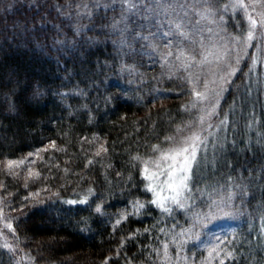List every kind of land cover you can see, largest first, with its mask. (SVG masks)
Masks as SVG:
<instances>
[{
  "label": "trees",
  "instance_id": "1",
  "mask_svg": "<svg viewBox=\"0 0 264 264\" xmlns=\"http://www.w3.org/2000/svg\"><path fill=\"white\" fill-rule=\"evenodd\" d=\"M121 3L0 0V162L51 141L58 146L44 153L41 176L31 182L0 169L16 244L36 264H167L164 245L175 257L176 234L198 226L186 206L166 213L149 204L155 197L141 169L151 145L166 146L165 137L201 111L191 107L192 86L180 74L136 80L126 71L124 41L113 28ZM245 110L230 115L234 139L229 133L220 148L209 146L200 157H214L212 164L200 158L192 174L205 198L193 202L198 211L223 190L242 218L219 229L224 243L200 249L185 240L193 264H264V109L257 112L261 124ZM247 121L260 126L247 133ZM102 139L107 151L97 156ZM137 155L140 161L132 159ZM0 264H18L1 245Z\"/></svg>",
  "mask_w": 264,
  "mask_h": 264
},
{
  "label": "rangeland",
  "instance_id": "2",
  "mask_svg": "<svg viewBox=\"0 0 264 264\" xmlns=\"http://www.w3.org/2000/svg\"><path fill=\"white\" fill-rule=\"evenodd\" d=\"M121 0H114L115 4H118ZM99 2H107V0H99ZM112 2V0H111ZM160 0H126V4L121 3V9L118 10L115 15V21L113 28L117 34L122 36V46L127 53L126 71L131 75L133 79L148 78L149 74L155 78L156 74L160 76L170 73V76L180 74L182 81H185L189 76V73L193 74V77L199 76L201 82L205 79L209 81V88L215 89L219 92L217 100V106L215 107V115L210 114L213 109L208 104H201L198 102V107L201 111V115L205 117L204 124H197L195 127L201 129V136H207L208 147L218 146L220 148L224 145V141L227 139L230 133V137L234 139L237 132L236 125H230V115L238 114L246 109L244 104H249L247 107L246 116L250 118L254 116V119L260 113L259 109H264V44H259L258 40L252 41V46L242 47L239 43L232 40L233 36L241 34V32L247 27V20L245 15L239 10L229 8L224 10V5L229 4V0H215L214 8L216 9L213 14H206V18L201 20L200 25L195 26L190 24L189 21L201 19L200 15L193 13L190 9L188 11V18L183 19L182 31L189 32V39L197 41L196 43L189 44L187 41L183 42L184 52L181 54V41L182 38L176 35L171 20H180V17H172L166 13H158V4ZM182 0H172L173 4H179ZM191 4H195L196 0H190ZM248 4L249 0H245ZM123 6V7H122ZM255 7V11H253ZM179 12L180 9H177ZM264 11V0L260 3L254 4L247 9V13L253 17L259 19L257 13ZM222 17V18H221ZM197 28L203 29L198 32ZM211 29L209 33L207 30ZM172 31L173 34L166 36L165 33ZM105 39L100 41L92 40V43H103ZM92 45V44H91ZM167 45V47H166ZM171 52V55L168 53ZM196 56L197 61H203V63L194 62L191 56ZM237 56L240 57L239 62H236ZM219 57V59H218ZM253 57L256 58V62L253 63ZM238 69L235 75L228 76V65ZM156 65H161L162 72L157 70ZM181 65H190V67H181ZM251 68V71H250ZM157 71V72H156ZM148 77H147V76ZM223 77L224 79H221ZM185 78V79H184ZM144 79V81H145ZM215 81V83H211ZM227 81V83H225ZM189 84V83H188ZM221 85L223 90H221ZM189 86H191L189 84ZM243 86L242 88H240ZM198 90H202V84L196 85ZM240 88V89H239ZM238 92L237 100L234 101L233 97ZM240 97V98H239ZM239 98V99H238ZM244 99V101L242 100ZM197 102V101H195ZM260 104L257 108V112L253 111L254 105ZM257 107V106H256ZM245 110V111H246ZM200 115V116H201ZM241 119V117H240ZM223 120L225 123L220 124ZM252 120V119H251ZM239 123V121H238ZM255 122L247 121L243 124V127L247 133L254 131L260 125H256ZM211 125V127H209ZM236 129V130H235ZM234 133V135H232ZM260 132H257L259 136ZM189 130L185 128L184 132L180 135H188ZM248 135V134H247ZM249 136L246 141L248 144ZM259 143V140H256ZM169 144V143H168ZM168 144L164 147H167ZM103 145L105 147V140L102 139L98 143V149ZM57 144L53 141L44 144L43 146L22 154L18 158H8L0 162V169L6 170L9 174H12L23 182H31L38 179L41 176L40 168L42 164V158L46 151L43 149L57 148ZM206 149V150H207ZM244 148L241 149V152ZM103 152V151H101ZM32 153V156L28 154ZM205 155V151L202 153ZM200 154L198 160H200ZM214 156V154L212 155ZM203 157V156H202ZM214 157L202 159L204 164L211 165ZM23 160L24 163L19 166H13L11 170L6 169V161ZM201 163V161H200ZM203 163V162H202ZM31 172V175H30ZM39 174L38 176L36 174ZM193 174V172H192ZM164 177H159L158 181H162ZM193 183V189L181 194L179 200L186 206L187 209H191V213L194 216V221L198 226L196 229H188L184 232L176 234L175 241L180 243L181 248L179 252L183 257H189L188 260H177L176 256L172 257L173 252L167 249V254L172 257L171 260H167V264H193L197 262L195 256H186L184 249L186 246L185 240H191L195 243L198 242L200 249L210 243L217 242V238L222 234L221 230H228L233 224L240 222L241 214L239 208L235 205L234 197L229 201L228 194L222 192L209 200L207 205H204L202 210L198 211L193 206V202L197 199H205L200 193V184ZM2 182L0 181V191L2 188ZM219 187H223L220 185ZM159 191V188L157 189ZM36 192L32 193L35 194ZM40 194V192H37ZM172 195L167 189L161 192L162 197H170ZM37 196V195H35ZM38 197V196H37ZM189 197H194L189 199ZM202 197V198H201ZM215 200L216 204H211ZM5 200L0 193V245L8 250L16 259L18 264H36L26 252L16 244L14 225L4 209ZM177 204L171 200L165 201V206L170 208ZM211 205V206H209ZM225 213L231 214L225 216ZM210 217H215L210 218ZM10 224L12 227L8 228L6 225ZM239 224V223H238ZM224 231L223 233L227 232ZM214 248H212L213 250ZM165 253V249L163 254ZM185 255V256H184ZM209 255V253H208Z\"/></svg>",
  "mask_w": 264,
  "mask_h": 264
},
{
  "label": "snow or ice",
  "instance_id": "3",
  "mask_svg": "<svg viewBox=\"0 0 264 264\" xmlns=\"http://www.w3.org/2000/svg\"><path fill=\"white\" fill-rule=\"evenodd\" d=\"M261 0H249V3L246 4L245 0H229V4L224 5V10L227 11L229 8L234 10H239L241 13L245 15V19L247 20V27L244 29L241 34L233 36L232 40L239 43L242 47H250L252 46L253 40H258L259 44H264V11L257 13L260 17L259 19L253 17L251 14L247 13V9L252 7L254 4L260 3ZM215 0H196L195 4H191L190 0H182L179 4H173L172 0H160L158 4V13L163 12L168 14L172 17H180V20L173 19L170 23L173 26V29L179 37L182 38L181 43V54L183 55L184 48L183 42L187 41L189 44L196 43L197 41L189 39V32L182 31V20L188 18V11L191 10L193 13H197L200 15L201 19L191 20L189 21L190 24L195 26L200 25L201 20L206 18V14L210 15L213 14L216 10L214 8ZM177 9H180L178 12ZM253 11H255V7H253ZM222 18V17H221ZM198 32L203 31V29L197 28ZM209 33L211 29L207 30ZM173 32L170 31L165 33L166 36L172 35ZM167 47V45H166ZM171 55V52L168 53ZM191 59L197 63H203V61H197L196 56L192 55ZM219 59V57H218ZM240 57L237 56L236 62H239ZM253 63L256 62V58L253 57ZM181 67H190V65H181ZM230 71H228L227 75L232 76L235 75V72L238 70L232 67L231 64L228 65ZM251 71V68H250ZM221 79H224L221 77ZM188 83L192 86L191 87V94L194 97L195 101L201 104H208L213 109L210 113L215 115V107L217 106V100L219 97V92L215 89L209 88V81L204 80L201 82L200 77L197 75L193 77L192 73H189L187 77ZM202 84V90H198L196 85ZM211 83H215L212 81ZM227 83V81H225ZM37 94L39 95V85L36 86ZM221 90H223V86L221 85ZM192 108H197L198 104L196 102L191 103ZM205 117L201 115L197 121L192 122L189 121L185 126H177L176 128V135L165 137V140L169 142L167 147H162L160 144L151 145L150 151L153 153L152 156L148 157L147 159L143 160V167L141 169V175L148 183L145 185V190L147 192H151L154 195V199L148 201L149 204L156 205L157 207L161 208L162 211L166 213H170V209L165 206L166 200H171L173 203L177 204L179 207H183V203L179 200V197L182 193L191 191V180H192V172L194 167L198 164V156L206 151L208 147V138L207 136H201V129L195 127L197 124H204ZM225 121L221 120L220 124L223 125ZM211 127V125H209ZM185 128L189 130L188 135H180L184 132ZM47 151V149H43ZM101 151L106 152L107 149L101 145L100 149L96 152V155L99 156ZM32 156V153L28 154ZM134 161H140L141 157L139 155L132 157ZM24 161H15V160H8L6 161V169L11 170L13 166H19L23 164ZM31 175V172H30ZM39 175L38 173L36 174ZM159 177H164L162 181H158ZM27 186V185H25ZM159 188V191L157 190ZM167 189L169 192L172 193L170 197H162L161 192ZM38 195V193L32 194L30 196ZM233 198V194H228V200L230 201ZM27 199V197H25ZM189 199H193L194 197H189ZM83 202V201H81ZM70 203H75V201H70ZM204 203V201H202ZM217 202L213 200L211 204H216ZM138 208H143L144 204L140 202H136ZM211 206V205H209ZM96 211H100V207L96 208ZM133 213H128L127 215H132ZM231 214L225 213V216H230ZM124 218H127L126 216ZM215 218V217H210ZM120 221L117 220V224ZM6 227L11 228L10 224L6 225ZM163 231V229H161ZM219 243H224V240L217 238ZM219 247V244L216 245V248ZM165 249V259L171 260L172 257L167 254L168 245H164ZM216 249L214 248L213 251ZM212 253L209 252V257H211ZM228 259H234L232 253H227ZM107 259L105 260L104 264H107ZM177 260H188L189 257L181 256V253L177 251L176 253ZM207 259V258H205ZM162 264L164 262L162 261ZM200 264H204V261H201ZM220 264H224L223 261H220Z\"/></svg>",
  "mask_w": 264,
  "mask_h": 264
}]
</instances>
